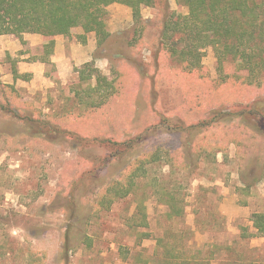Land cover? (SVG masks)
<instances>
[{"label": "rangeland", "instance_id": "obj_1", "mask_svg": "<svg viewBox=\"0 0 264 264\" xmlns=\"http://www.w3.org/2000/svg\"><path fill=\"white\" fill-rule=\"evenodd\" d=\"M109 5L113 34L91 59L103 61L115 92L89 96L74 72L66 85L80 100L53 65L52 86L30 96L3 80L17 69L0 58V81L14 89L12 104L0 93V264H64L66 237L75 245L65 250L70 264H264V234L252 220L264 212V130L229 119L242 105L264 103V80L234 78L244 73L235 62L219 71L210 46L199 69L172 57L159 35L168 14L187 13L179 0H155L137 20L128 6ZM214 111L229 120L194 134ZM136 156L157 159L128 195L101 206L108 185L125 187Z\"/></svg>", "mask_w": 264, "mask_h": 264}, {"label": "trees", "instance_id": "obj_2", "mask_svg": "<svg viewBox=\"0 0 264 264\" xmlns=\"http://www.w3.org/2000/svg\"><path fill=\"white\" fill-rule=\"evenodd\" d=\"M155 0H0V35L23 33H38L44 36L63 34L76 35L81 43L86 42L87 34L94 32L97 48L107 47L111 38L105 21L106 6L119 3L130 7L132 18H141V8L151 6ZM187 7V13H170L162 21L159 41L162 47L186 69H199L202 65V54L205 47H212L216 55V66L222 72L225 65L235 62L243 74L235 73L234 78L242 77L248 84L264 80V0H179ZM80 28L82 32L76 33ZM46 54L50 52V44L45 46ZM106 57L97 55L96 57ZM92 59L83 64L78 72V84L86 83L84 92L101 96L107 91L115 92V78L109 79L95 65ZM222 78L228 75H219ZM92 81L94 83H92ZM14 91L12 85L0 81V93L4 104H12L10 95ZM87 95V96H88ZM75 96L80 100L81 91L75 89ZM98 97V96H97ZM96 99L85 101L87 106L95 105ZM261 101V100H260ZM262 102V101H261ZM239 110L230 114L231 118L239 120V127L252 128L255 133L264 130V103L242 105ZM228 114V113H227ZM224 111H214L209 117L196 122L194 134H200L221 121ZM233 115V117H232ZM261 123V129L258 125ZM250 130V129H249ZM5 134V133H3ZM5 137L15 139L6 133ZM114 145V144H113ZM132 146V144H128ZM159 152V149H157ZM201 151L210 153L213 149L203 147ZM200 151V152H201ZM157 152V151H154ZM185 155V154H184ZM152 159V158H151ZM145 161L136 156L133 161L131 176L125 187L115 181L108 185L100 194L99 204L108 207L115 199L125 197L132 191L136 178L142 176L152 160ZM183 167L187 164L183 160ZM141 223H145L144 209L138 208ZM253 228L257 234H264V212L253 214ZM87 235L81 240L85 242ZM61 260L70 264L68 252L75 245L69 237L64 238ZM67 253H66V251ZM186 260L184 263L186 264ZM29 264H37L31 260Z\"/></svg>", "mask_w": 264, "mask_h": 264}, {"label": "crops", "instance_id": "obj_3", "mask_svg": "<svg viewBox=\"0 0 264 264\" xmlns=\"http://www.w3.org/2000/svg\"><path fill=\"white\" fill-rule=\"evenodd\" d=\"M110 5H114L117 8L119 6H123V4L116 2ZM80 32H82L81 29H76V33ZM108 32L110 35L113 34V31L109 27ZM90 33L93 34L94 32ZM88 34L87 40L84 43L77 40L76 35L67 36L58 34L54 36H44L38 33L0 35V58H3L1 59V64L12 68L14 67L18 70L13 71L14 77L12 74H7L5 72L3 80L5 82L14 83L17 88H24L27 90L26 94L30 96L33 93H45L47 91L46 89L53 84L52 79L48 76V68L54 65L56 71L58 72L61 84H68L74 72L77 73L78 83V72L76 69L81 68L84 63L92 60V53L97 46L96 38H91ZM49 44L50 52L49 54H46L44 49L45 46ZM99 62L103 61H96L98 65H100ZM97 64L95 65L98 67ZM76 66L80 67L75 68ZM16 73H27L29 74L28 76L30 79H16ZM92 83L94 82L92 81ZM65 87L70 89V91H73L75 94V89L71 90L72 86L66 85ZM47 98L48 96L43 94L42 99L47 100ZM250 132L253 133L252 130H250ZM5 156L4 152L0 153V162L5 159ZM3 206L5 205L0 203V210H4Z\"/></svg>", "mask_w": 264, "mask_h": 264}]
</instances>
